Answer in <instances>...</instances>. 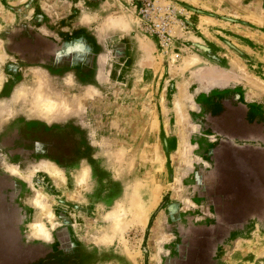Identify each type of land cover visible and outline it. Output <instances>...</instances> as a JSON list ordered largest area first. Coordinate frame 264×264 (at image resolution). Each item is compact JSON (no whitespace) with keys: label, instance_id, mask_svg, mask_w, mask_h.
I'll return each mask as SVG.
<instances>
[{"label":"rangeland","instance_id":"1","mask_svg":"<svg viewBox=\"0 0 264 264\" xmlns=\"http://www.w3.org/2000/svg\"><path fill=\"white\" fill-rule=\"evenodd\" d=\"M167 1L0 0V264H264V0Z\"/></svg>","mask_w":264,"mask_h":264},{"label":"built area","instance_id":"2","mask_svg":"<svg viewBox=\"0 0 264 264\" xmlns=\"http://www.w3.org/2000/svg\"><path fill=\"white\" fill-rule=\"evenodd\" d=\"M140 26L161 45L167 44L178 21L179 9L167 0H137Z\"/></svg>","mask_w":264,"mask_h":264},{"label":"bare ground","instance_id":"3","mask_svg":"<svg viewBox=\"0 0 264 264\" xmlns=\"http://www.w3.org/2000/svg\"><path fill=\"white\" fill-rule=\"evenodd\" d=\"M21 1V0H20ZM211 71V70H210ZM208 72V71H207ZM224 75V74H223ZM228 76V75H227ZM225 77V76H224ZM233 77V76H232ZM204 80V79H203ZM39 91V90H38ZM20 95V94H19ZM21 96V95H20ZM41 95V92H34L31 96V102L29 103V110L32 113L38 114L40 117L45 118L46 120H52L58 118L60 115H62V112L68 108H65L64 106H59L58 103L55 101V99H51L49 97H45ZM30 101V100H29ZM31 105V107H30ZM52 166V165H51ZM48 168V167H47ZM51 168V167H50ZM13 170V169H12ZM46 171V170H45ZM51 173L57 174L58 170L55 168L49 169ZM14 172V171H13ZM12 172V173H13ZM17 172V171H16ZM50 173V174H51ZM53 174V175H54ZM85 175V172H84ZM58 176V175H57ZM81 182V181H80ZM45 197V196H44ZM40 202V201H39ZM39 202L36 203L39 204ZM36 205V204H35ZM49 212V211H48ZM49 215V214H48ZM34 227V226H33ZM34 232L41 236V234L46 233V229L44 228V225L37 224L34 228ZM44 237V236H43ZM46 237V236H45Z\"/></svg>","mask_w":264,"mask_h":264},{"label":"clouds","instance_id":"4","mask_svg":"<svg viewBox=\"0 0 264 264\" xmlns=\"http://www.w3.org/2000/svg\"><path fill=\"white\" fill-rule=\"evenodd\" d=\"M84 163L86 164L87 162H86V161H84ZM88 170L90 171V166L88 167Z\"/></svg>","mask_w":264,"mask_h":264}]
</instances>
